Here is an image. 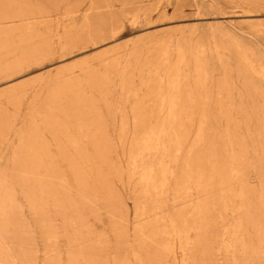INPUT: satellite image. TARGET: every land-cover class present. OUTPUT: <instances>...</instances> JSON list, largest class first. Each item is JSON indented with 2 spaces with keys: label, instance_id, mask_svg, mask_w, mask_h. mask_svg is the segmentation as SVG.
<instances>
[{
  "label": "rangeland",
  "instance_id": "1",
  "mask_svg": "<svg viewBox=\"0 0 264 264\" xmlns=\"http://www.w3.org/2000/svg\"><path fill=\"white\" fill-rule=\"evenodd\" d=\"M0 264H264V0H0Z\"/></svg>",
  "mask_w": 264,
  "mask_h": 264
}]
</instances>
